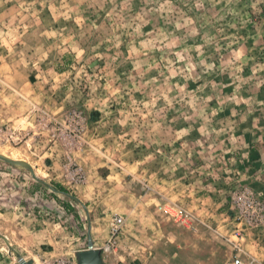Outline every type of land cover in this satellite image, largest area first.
Listing matches in <instances>:
<instances>
[{"label":"rangeland","instance_id":"obj_1","mask_svg":"<svg viewBox=\"0 0 264 264\" xmlns=\"http://www.w3.org/2000/svg\"><path fill=\"white\" fill-rule=\"evenodd\" d=\"M262 111L264 0H0V264L78 260L116 216L103 264H264L233 219L264 142H228Z\"/></svg>","mask_w":264,"mask_h":264},{"label":"built area","instance_id":"obj_2","mask_svg":"<svg viewBox=\"0 0 264 264\" xmlns=\"http://www.w3.org/2000/svg\"><path fill=\"white\" fill-rule=\"evenodd\" d=\"M234 217L242 228L256 227L264 225V202L258 197V195L251 188H244L238 192L233 201ZM124 225V219L122 216H116L113 219L110 229V237L105 245L101 247L103 254L111 253L117 246V237L120 235ZM241 231L238 227V238H244L245 231ZM245 252L239 246L236 248V253L233 261L230 264H257L255 257H250L246 261L243 257ZM54 264H78V260L75 258H61Z\"/></svg>","mask_w":264,"mask_h":264},{"label":"crops","instance_id":"obj_3","mask_svg":"<svg viewBox=\"0 0 264 264\" xmlns=\"http://www.w3.org/2000/svg\"><path fill=\"white\" fill-rule=\"evenodd\" d=\"M251 125H252V128H251V133L249 134L248 133V124H247V127H244L243 125H240L239 124V127L241 128V135H238L237 137H232V136H230V137H228V142L230 143V142H235V143H237V144H242V145H245V144H248V143H250V145H260V144H262L263 142H264V137H263V135L262 134H264V111H262V118H256L255 120H253V121H251ZM247 132V133H246ZM246 134V135H243V134ZM254 134H256V135H254ZM253 137V138H252ZM233 138V139H232ZM252 138V139H251ZM223 140H226V139H223ZM233 140V141H232ZM259 148V149H258ZM257 149V151L256 152H258V151H261V150H264V145L263 146H261V147H258ZM261 154V153H260ZM237 155V157H239V158H241L240 157V155H243L242 153H241V151H238V153L236 154ZM260 156H262V154L260 155ZM225 162H227L228 163V165H230V163H232V162H230V161H228V160H225ZM228 169H231V166H229L228 167ZM41 186H44L45 188H47V189H49L48 188V183H47V181L45 182V183H42V182H40L39 183ZM51 184V183H50ZM206 185V184H205ZM208 185V184H207ZM206 187V186H205ZM37 188H39V189H41L42 187H38L37 186ZM50 190V189H49ZM222 205H224V207H221ZM221 209H223V208H225L227 205H225L224 203H221V204H219L218 205ZM217 205H216V208L218 207ZM218 207V208H219ZM219 208V209H220ZM212 209L214 210V208L212 207ZM9 212H7L6 210H4V203H1L0 202V225H4V226H6L7 225V222L4 220L5 218H7V217H9V216H11V215H13L12 213L11 214H8ZM213 214H214V212H213ZM214 216H217V215H214ZM258 234L259 233H256V234H254L255 236H253V237H257L258 236ZM6 237H8V239H11L10 238V236L9 235H7ZM262 239L260 238H257L256 239V241L258 242V241H261ZM254 241H255V239H254ZM45 241H43V243H44ZM17 244L18 245H20L21 247H24V249H28L27 251L29 252V250H31L32 249V245H30L31 243H30V239H26V238H19L18 240H17ZM25 251L26 250H24V252L23 253H25ZM32 251V250H31ZM29 258L30 259H32L33 260V256H29Z\"/></svg>","mask_w":264,"mask_h":264},{"label":"water","instance_id":"obj_4","mask_svg":"<svg viewBox=\"0 0 264 264\" xmlns=\"http://www.w3.org/2000/svg\"><path fill=\"white\" fill-rule=\"evenodd\" d=\"M0 157L8 162H12L15 163V161H13L12 159L1 155ZM31 171L33 173V175L40 181H43L42 179H40L39 177L36 176L35 171L33 168H31ZM74 198H76L77 200L81 201L78 197L74 196ZM0 235L5 239V241L7 242V244L11 247V243L9 241V239L0 233ZM16 255L21 259V264H35L33 260H25L23 259L21 253H19L17 250H15ZM77 257H78V264H103V258L101 255V250L97 249L94 247L93 243L89 244V247L83 250L78 251L77 253Z\"/></svg>","mask_w":264,"mask_h":264},{"label":"trees","instance_id":"obj_5","mask_svg":"<svg viewBox=\"0 0 264 264\" xmlns=\"http://www.w3.org/2000/svg\"><path fill=\"white\" fill-rule=\"evenodd\" d=\"M62 190H64V189H62Z\"/></svg>","mask_w":264,"mask_h":264}]
</instances>
